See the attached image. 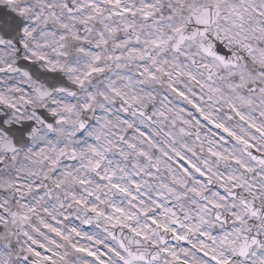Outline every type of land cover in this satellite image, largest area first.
<instances>
[{"label": "snow or ice", "instance_id": "snow-or-ice-1", "mask_svg": "<svg viewBox=\"0 0 264 264\" xmlns=\"http://www.w3.org/2000/svg\"><path fill=\"white\" fill-rule=\"evenodd\" d=\"M0 264H264V0H0Z\"/></svg>", "mask_w": 264, "mask_h": 264}]
</instances>
